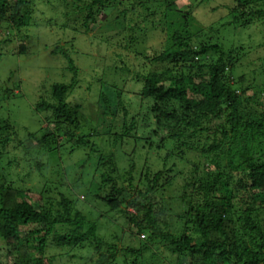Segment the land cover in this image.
Wrapping results in <instances>:
<instances>
[{"label":"trees","instance_id":"1","mask_svg":"<svg viewBox=\"0 0 264 264\" xmlns=\"http://www.w3.org/2000/svg\"><path fill=\"white\" fill-rule=\"evenodd\" d=\"M54 1L63 7L67 0ZM129 1V6L123 9L119 5H125V0H83V6H76L84 11L82 26L86 31L98 17L105 20L117 10L113 21L127 30L129 42H135L144 29L157 31L156 23L163 25L159 31L166 36L165 46L160 50L149 55L140 53L149 64H164L160 70L141 75V88L136 93L148 110L141 114L142 119L138 121L137 116H132L126 125L127 109L122 108L124 131L114 135L113 142L129 135L131 130L139 132L145 140L152 135L160 144L171 142L175 149L183 151L178 154L181 160L184 150L195 152L198 160L193 165L199 174L185 179L174 201L168 202L161 190L169 189L165 186L170 183L166 176L173 166L166 162L171 151L165 154L156 172L145 168L134 176L128 171L124 181L110 175L118 171L114 160L107 155L102 157L108 169L100 176L94 201H102V205L111 209L123 206L125 217L135 228L123 253L116 254L115 232L99 235L96 223L83 231L85 219L76 208L78 201L64 197L60 191L46 187L35 196L28 189L14 186L8 180L10 170L24 162L1 161L4 157L0 156V244L12 256V261L2 264L39 263L48 258L50 248H59V257L66 255L72 264H81L84 259L91 261L93 255L97 257L94 264H139L138 260L142 262L146 257L153 259L151 264L162 263L166 257L171 258V264H264V64L253 69L252 76L229 77L227 66L234 67L246 51L225 61L220 44L193 42L200 27L194 26L191 12L180 10L177 0ZM257 1L234 0L230 9L234 15L228 23L247 24L252 15L263 17L264 8L252 7ZM51 2L0 0V25L17 30L27 27L32 22L34 6L40 4L44 8ZM60 13L62 18L54 20L64 26L69 12L62 9ZM160 14L164 21L158 19ZM149 24L150 28L144 27ZM261 43L264 47V41ZM52 52L61 53L67 63L74 64L61 47H54ZM213 54H218L215 61ZM69 69L74 74L77 71L74 66ZM75 83L73 78L69 83L51 85L55 104L42 99L36 110L51 109L54 120L49 121L41 136L29 134L33 140L22 146L24 151L38 155L52 150L62 138L73 137L63 122L76 114L66 101ZM11 130L9 120L0 121V131L4 132L0 142L4 147L11 141ZM239 138L242 145L237 143ZM89 142L86 136L75 141L78 148L86 150L87 159L92 148ZM34 163L40 171L42 161L34 159ZM210 166L213 171L208 172ZM133 167L131 164L130 168ZM234 171L243 175L235 178ZM143 232L148 234L144 241L139 239L144 238ZM154 242L162 244L166 257L164 250L153 249Z\"/></svg>","mask_w":264,"mask_h":264},{"label":"rangeland","instance_id":"2","mask_svg":"<svg viewBox=\"0 0 264 264\" xmlns=\"http://www.w3.org/2000/svg\"><path fill=\"white\" fill-rule=\"evenodd\" d=\"M198 1L177 0L180 10L191 12L194 26L200 27L199 35L194 36L192 41L220 44L226 56L225 61L236 58L235 53L242 56L246 51L244 58L242 56L238 60L242 64L237 61L235 68L227 66V72L229 77L241 74L252 76V70H257L264 64V47L261 43L264 41V16L256 18L252 15L247 24L241 21L230 25L228 22L234 15L230 9L235 4L234 0ZM129 2L125 0V5H119V9L129 6ZM64 4L59 7L58 2L52 0L44 8L40 4L35 5L31 24L20 30L0 25V121L7 119L12 125V142L6 143L5 147L0 142V156L4 157L1 161L18 159L19 162H24L21 165L15 164L10 170L11 177L7 178L14 186L30 190V195L38 196L43 188L50 187L62 192L64 197L77 200L76 208L85 219L83 231L96 223L99 235L115 232L118 237L115 241L116 254H122L127 239L135 228L125 217L123 206L111 209L102 205V201H94L93 197L100 184V176L108 169L105 155L114 160L118 169L110 172V175L124 181L128 177V171L134 176L142 173L145 168L156 172L161 168L165 154L171 151L172 155L166 162L168 166H173V171L166 176L170 183L165 186L169 189L161 190L168 202L174 201L173 197L177 191H181L185 179L199 174V170H195L193 165L198 159L195 152L184 150L181 160L178 154L183 151L175 149L171 142L160 144L152 135L145 140L144 136H140L139 132L134 133V130L129 135L118 138L116 143L113 142L114 135L124 131V108L127 109L126 125L130 123L132 116H137L139 121L142 119L141 114L148 110L136 93L141 88V75L160 70L164 64H149L141 54H153L165 46L163 40L166 36L159 31L163 25L156 23L157 31L151 30L154 27L149 32L144 29L135 42H129L127 30L113 21L117 10L110 16L108 14L105 20L97 16V21L91 23L86 31L82 26L84 11L76 9L77 5L83 6V0H67ZM153 6L152 4L151 8ZM252 7L264 8V0L257 1ZM62 9L69 12L64 26L54 20L62 18ZM162 18L160 14L158 19L164 21ZM48 19L51 21L47 22ZM149 26L150 24L144 27L150 28ZM25 34L28 36L24 37ZM56 46L68 53L74 64L67 63L61 53L52 52ZM211 56L213 61L218 58V54ZM70 66L77 69L75 74L69 69ZM73 78L76 83L69 91L66 101L70 104L72 113L76 114H72L71 120L63 122L69 132L73 133V137L60 138V142L52 150L38 155L24 151L22 146L33 140L29 134L41 136L49 121L54 120V111L50 109L40 112L36 110V105L42 99L54 103L51 85L61 81L69 83ZM150 119L154 120L152 117ZM2 135L4 132L0 131V140ZM80 136L89 137L92 147L88 148L89 159L84 154L86 150L82 151L75 143ZM241 142L242 138H239L237 143L242 145ZM92 143L96 145L93 146ZM34 159L42 161L40 171L37 170ZM131 164L134 165L133 169L130 168ZM208 168V172L213 171V166ZM233 175L238 178L243 174L234 171ZM163 180L164 178L161 181ZM125 209L131 212L129 207ZM142 234L145 235L144 238L139 236V239L144 241L148 234ZM153 244V249L164 250L162 244ZM50 250L52 252L48 258L44 257L42 262L34 264H72L67 261L66 255L59 257V248H50L48 252ZM163 254L166 257L165 250ZM163 254L160 255L161 258ZM92 258L91 261L84 259L81 264H94L97 257L93 255ZM170 259L166 257L159 264H171ZM7 261H12V256L7 255L6 246L0 244V264ZM152 261L153 259L146 257L142 262L139 259L138 263L151 264Z\"/></svg>","mask_w":264,"mask_h":264}]
</instances>
